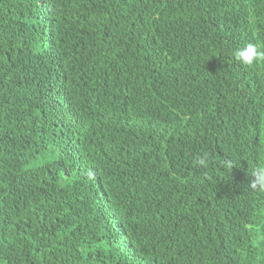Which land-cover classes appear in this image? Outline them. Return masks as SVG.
Masks as SVG:
<instances>
[{"label":"trees","instance_id":"1","mask_svg":"<svg viewBox=\"0 0 264 264\" xmlns=\"http://www.w3.org/2000/svg\"><path fill=\"white\" fill-rule=\"evenodd\" d=\"M248 43L264 0H0V264H264Z\"/></svg>","mask_w":264,"mask_h":264},{"label":"clouds","instance_id":"2","mask_svg":"<svg viewBox=\"0 0 264 264\" xmlns=\"http://www.w3.org/2000/svg\"><path fill=\"white\" fill-rule=\"evenodd\" d=\"M234 55L236 60L243 65L251 66L264 60V49H262L258 44L248 43L243 47L238 48ZM207 159V157L198 159V165L204 166ZM224 167L227 169H232V161L229 160L224 162ZM250 175L251 179L247 184L246 190L252 193H257V207L264 208V166L254 167ZM253 215H255V210L253 211ZM261 252H264V249H262ZM257 259L264 261V256H258Z\"/></svg>","mask_w":264,"mask_h":264}]
</instances>
